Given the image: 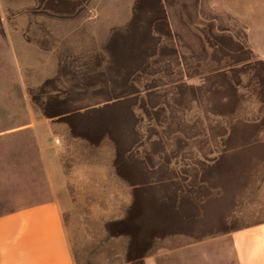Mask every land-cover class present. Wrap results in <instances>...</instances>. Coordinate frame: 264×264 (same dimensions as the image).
I'll use <instances>...</instances> for the list:
<instances>
[{
  "label": "rangeland",
  "instance_id": "1",
  "mask_svg": "<svg viewBox=\"0 0 264 264\" xmlns=\"http://www.w3.org/2000/svg\"><path fill=\"white\" fill-rule=\"evenodd\" d=\"M132 4L84 0L80 15L94 19L63 37L71 27L48 13L42 0H0V212L46 190L32 134L47 136L50 153V133H60V127L34 98L41 103L47 91L68 89L65 103L77 109L136 94V155L151 152L153 165L185 171L186 178L179 177L194 201L218 198L197 213L201 233L194 227L186 237L156 238L137 263L235 264L229 240L218 233L264 220V63L256 57L264 51V0H161L171 33L154 32V53L121 59L113 63L114 75L102 78L98 69L111 65L104 45L114 30H127ZM148 8L141 16L152 14ZM230 66L237 67L229 76L233 90L214 74ZM47 77L54 80L43 86ZM230 95L233 101L224 103ZM27 122L36 126L20 127ZM67 144L68 154L57 162L67 181L79 191L96 192L69 203L66 211L78 263L129 264L127 237H110L106 230L121 211L118 195L97 192L116 185L108 169L109 145L92 150L79 139ZM220 153L226 170L198 178Z\"/></svg>",
  "mask_w": 264,
  "mask_h": 264
},
{
  "label": "crops",
  "instance_id": "2",
  "mask_svg": "<svg viewBox=\"0 0 264 264\" xmlns=\"http://www.w3.org/2000/svg\"><path fill=\"white\" fill-rule=\"evenodd\" d=\"M42 2H44V7L48 13L65 19L63 24L71 27L63 37L71 35L81 23H89L95 17L94 14L87 17L80 15L79 11L84 0H42ZM134 2L135 0H133L132 10ZM159 2L161 4V0ZM94 10H96V5L93 4L91 11L95 13ZM105 50L111 65L107 68L101 67L97 73L102 78L105 75L111 78L116 66H113V63L117 64L116 62L119 60L114 61L111 52L107 48ZM256 57L264 60V51L256 53ZM95 61L96 64L100 65L99 58ZM52 80L54 77H47L44 82L46 81V84ZM117 98L112 99V101L117 100ZM112 101L77 109L63 108L48 114L53 116L60 127V133L54 131L50 133L53 147L50 153L44 143L47 136L38 130L34 131L32 135L38 144L39 168L43 179L46 181V190L41 196L27 201V203L0 212V264H79L71 237L73 232L68 223L66 211L69 208V203L80 200L84 195L96 194V192L79 191L67 181L62 165L57 163L61 156L68 154L67 142L69 139H79L87 148L92 150L99 148L104 142L109 145L112 156L108 169L116 185L113 189L97 192H106L110 196L118 195L121 211L117 217L107 221L106 230L110 237L116 234L127 237V254L131 242L130 238H132L131 233H135L140 239V237H145L146 230L152 229L153 233L150 237L152 244L156 238L191 235L195 231L194 227L197 232H202L197 213L209 209V206L205 205L206 202L217 200V195L214 199L206 196L205 199L196 202L190 197L189 188L183 184L186 178L185 171H179L173 165L170 167L153 165L151 152L146 153L144 158L136 155L133 150V146L138 140L136 125L124 128L121 123L122 116L120 113L117 114L115 110L96 113L93 116L94 118L113 120V128L110 131L116 137H122L121 139L125 140V136H131L129 142L126 144L117 143V146L108 136L103 135L98 137L96 142H91L84 134L72 133L67 121L63 118L65 114L84 111L88 108H94V106H103L112 103ZM135 116H137L136 113ZM31 125L36 126V123L27 122L20 127L24 128ZM20 127L18 129H22ZM53 128L54 126L51 125V129ZM152 143L159 144L161 142ZM117 149L121 151L122 161L131 169L132 181L127 180L115 169L114 158ZM161 153H164L166 159L169 158L167 150L164 148H162ZM223 157L225 154L213 155L207 165L208 168L199 172L198 178L220 176L222 171L226 170H223L222 166ZM180 173L184 174L185 178L181 179ZM218 209V207L215 209V215L218 214ZM218 234L229 240L235 264H264V220H256L236 228L222 229ZM145 260L147 262V256ZM127 262L131 264L128 259Z\"/></svg>",
  "mask_w": 264,
  "mask_h": 264
},
{
  "label": "trees",
  "instance_id": "3",
  "mask_svg": "<svg viewBox=\"0 0 264 264\" xmlns=\"http://www.w3.org/2000/svg\"><path fill=\"white\" fill-rule=\"evenodd\" d=\"M144 6H146V8L149 7L150 9H148L152 14L149 16H141L144 13ZM133 10V15L128 20L127 30L125 32L114 30L104 45L111 52V57L114 61L129 58L132 62L142 58V56L144 57V54H152L155 52V43L157 39L154 32L162 31L167 35L171 33L164 9L161 7L159 0H135ZM236 49H238V47H236ZM121 50L123 51L121 52ZM248 58L249 57H246L244 60H247ZM260 60L264 63L263 59ZM236 68L237 67L235 66H230L227 70L222 69L214 73L215 76L219 75L225 80L224 83L227 90L234 89V83L230 80L229 76H232ZM67 92L68 89H62L60 87L54 88L53 90L46 92V96L41 103L37 101V98H34L33 101L38 104V108L44 114L55 113L60 109L72 106L64 103ZM136 99V94L123 97L120 96L117 100L112 101V103L103 106H94V108H88L84 111L71 112L63 115V118L67 121L72 133L84 134L91 142H96L98 137L100 138L104 135L108 136L117 146V143L126 144V142L131 140V136H125V140H122V137H116L112 134L110 129L113 128V120H105L97 117L94 118L93 116L96 113L100 114L115 110L117 114L120 113L122 116V126L124 128H130L135 126L138 121V117L135 116L133 111V102ZM230 101H233L232 95L228 96L224 103L228 104ZM114 165L120 175H123L127 180L132 181L133 177L131 169H129V166L122 161L121 151L118 149L114 158ZM152 233V229L146 230L145 237H140V239L135 233H131L132 238H130L131 242L127 254L128 260L131 264H138L137 262L142 258L145 250L150 247L152 242V238L150 237Z\"/></svg>",
  "mask_w": 264,
  "mask_h": 264
}]
</instances>
